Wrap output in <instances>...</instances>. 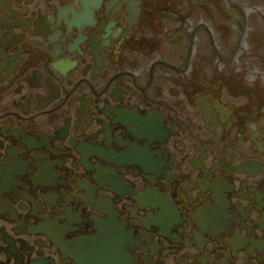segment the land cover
Returning a JSON list of instances; mask_svg holds the SVG:
<instances>
[{
    "label": "flooded vegetation",
    "instance_id": "flooded-vegetation-1",
    "mask_svg": "<svg viewBox=\"0 0 264 264\" xmlns=\"http://www.w3.org/2000/svg\"><path fill=\"white\" fill-rule=\"evenodd\" d=\"M0 264H264V0H0Z\"/></svg>",
    "mask_w": 264,
    "mask_h": 264
}]
</instances>
